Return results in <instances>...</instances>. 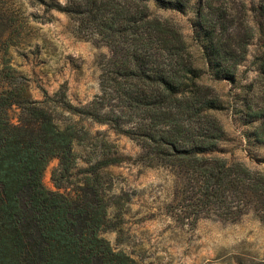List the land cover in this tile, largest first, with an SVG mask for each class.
Listing matches in <instances>:
<instances>
[{
  "label": "trees",
  "instance_id": "1",
  "mask_svg": "<svg viewBox=\"0 0 264 264\" xmlns=\"http://www.w3.org/2000/svg\"><path fill=\"white\" fill-rule=\"evenodd\" d=\"M152 1L181 13L197 1L201 55L174 23L150 15ZM27 5L37 12L27 15ZM52 12L74 21L81 39L111 51L100 94L84 107L67 100L65 87L53 105L47 93L43 102L34 100L12 65L11 49L32 37V22L45 23ZM251 48L257 75L236 96L243 102L237 112L252 127L248 138L264 146V0H0V264H142L102 236L116 227L109 209L119 204L107 170L127 162L169 171L166 209L179 227L247 216L264 225V172L217 154L228 142L218 118L226 103L204 83L209 77L237 85ZM58 108L135 141L140 155L110 153L78 169L75 144L83 129L73 121L59 125ZM53 159L56 193L43 183Z\"/></svg>",
  "mask_w": 264,
  "mask_h": 264
},
{
  "label": "rangeland",
  "instance_id": "2",
  "mask_svg": "<svg viewBox=\"0 0 264 264\" xmlns=\"http://www.w3.org/2000/svg\"><path fill=\"white\" fill-rule=\"evenodd\" d=\"M57 1L65 3V0ZM27 7V15L37 12ZM196 8L194 1L191 10L181 13L162 9L152 1L150 15L174 23L193 54L201 55L195 40ZM38 13L43 16L42 12ZM44 17L45 23H31L32 37L25 44L11 49L12 65L27 81L34 100L43 102L47 93L53 105L54 101H60L58 94L65 87L67 100L76 107H84L100 94L102 67L111 51L105 45L81 39L69 17L57 12ZM254 57L255 48H251L240 67L237 85L218 84L209 77L204 83L214 88L226 103L218 118L228 142L220 146L217 154L229 162H243L252 170L264 172V146L248 138L252 127L237 112L243 102L236 96L242 93V87L256 79ZM18 114L16 108L11 112L15 121ZM53 114L59 125L73 121L83 129L82 138L75 144L78 169L88 168L106 154L135 159L141 153L135 141L115 134L105 125L72 118L60 108ZM58 166L59 160L53 159L43 176L45 187L53 193L59 192L52 179ZM107 171L110 195L116 196L119 204L109 209L116 227L104 231L102 236L118 251L126 252L142 264H264V225L253 216L237 223L203 220L195 229L182 228L167 214L173 191L169 171L132 162Z\"/></svg>",
  "mask_w": 264,
  "mask_h": 264
}]
</instances>
